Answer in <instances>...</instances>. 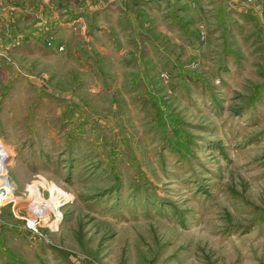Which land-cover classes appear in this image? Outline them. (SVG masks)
Segmentation results:
<instances>
[{
	"label": "rangeland",
	"instance_id": "rangeland-1",
	"mask_svg": "<svg viewBox=\"0 0 264 264\" xmlns=\"http://www.w3.org/2000/svg\"><path fill=\"white\" fill-rule=\"evenodd\" d=\"M34 1L0 33V264H264V0H69L52 26ZM37 181L68 199L34 232Z\"/></svg>",
	"mask_w": 264,
	"mask_h": 264
},
{
	"label": "crops",
	"instance_id": "crops-1",
	"mask_svg": "<svg viewBox=\"0 0 264 264\" xmlns=\"http://www.w3.org/2000/svg\"><path fill=\"white\" fill-rule=\"evenodd\" d=\"M34 1V0H33ZM69 0H41L42 5L39 3L40 14H44V17L48 19L45 14H52L48 24L52 26V21H55L54 14H59L57 3L67 4ZM27 8H33V5L26 7L25 0H0V33H3L5 28L14 29L12 23L19 17V14L26 13ZM12 26V28H11Z\"/></svg>",
	"mask_w": 264,
	"mask_h": 264
},
{
	"label": "bare ground",
	"instance_id": "bare-ground-1",
	"mask_svg": "<svg viewBox=\"0 0 264 264\" xmlns=\"http://www.w3.org/2000/svg\"><path fill=\"white\" fill-rule=\"evenodd\" d=\"M11 157V155H6L3 158V168H4V175L0 174V185H3L4 191L5 193L9 194L8 199L12 198V189L9 188L6 185L5 182V178H6V170H5V166H6V162L7 160ZM3 173V172H1ZM33 185H36V190H37V199H36V203L33 204L34 200L30 199V193H29V201H30V212L33 213L34 215H36L39 218H43V221L46 222L47 221V211L48 212H54L56 215L59 213L58 212V207L60 206V200L59 197H62L64 201H66L68 199V195L65 194L64 192H62L60 189L56 188L55 186H49V199L48 200H44L41 197V186L43 188L44 184L43 183H39V182H34L31 185H28V187H32ZM28 190V188H27ZM46 214V215H45ZM30 218V217H29Z\"/></svg>",
	"mask_w": 264,
	"mask_h": 264
},
{
	"label": "built area",
	"instance_id": "built-area-1",
	"mask_svg": "<svg viewBox=\"0 0 264 264\" xmlns=\"http://www.w3.org/2000/svg\"><path fill=\"white\" fill-rule=\"evenodd\" d=\"M5 182H6V185L9 187V188H11L12 189V194H13V188L11 187V185H10V183H9V181L7 180V178H5ZM37 182H39V181H37ZM39 183H42V182H39ZM44 184V183H43ZM31 185V184H30ZM45 186V185H44ZM4 186L3 185H0V208L1 207H3L6 203H8V204H10V203H15L16 201H15V198H14V196L12 195V198L11 199H8V197H9V194L8 193H5V191H4ZM27 188H28V186H27ZM41 189H43L42 188V186H41V188H40V190ZM28 191V190H27ZM41 192V191H40ZM48 193H49V191H48ZM52 212V211H51ZM48 211H47V221L46 222H44L43 221V218H39V217H37L36 215H34L33 213H31L32 214V216L29 218V220H26V227H27V229H29V230H32V231H34V232H36V230H35V228L37 227V226H39V224H48L49 223V221H50V218H49V215H48ZM54 213V212H53ZM55 214V213H54ZM46 215V214H45ZM58 215L59 214H55L54 216V220H53V222L51 223V225L50 226H48L49 228H52V227H55V226H57L56 224L58 223Z\"/></svg>",
	"mask_w": 264,
	"mask_h": 264
},
{
	"label": "trees",
	"instance_id": "trees-1",
	"mask_svg": "<svg viewBox=\"0 0 264 264\" xmlns=\"http://www.w3.org/2000/svg\"><path fill=\"white\" fill-rule=\"evenodd\" d=\"M256 91H258V88H256Z\"/></svg>",
	"mask_w": 264,
	"mask_h": 264
}]
</instances>
